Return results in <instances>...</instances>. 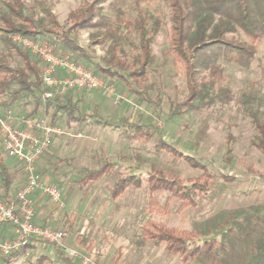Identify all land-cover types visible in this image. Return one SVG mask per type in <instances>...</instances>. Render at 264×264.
Returning <instances> with one entry per match:
<instances>
[{"label": "rangeland", "instance_id": "obj_1", "mask_svg": "<svg viewBox=\"0 0 264 264\" xmlns=\"http://www.w3.org/2000/svg\"><path fill=\"white\" fill-rule=\"evenodd\" d=\"M92 1L50 0L62 28L45 36L62 41L69 13ZM134 3V0H107L103 12L113 18L121 7L135 17ZM141 5L165 21L153 45L155 62L149 70L152 85L149 96L154 102L142 100L123 80L106 76L101 71L96 74L116 84L114 94L102 90L73 92L80 110L87 113L86 117L95 118L68 124L66 117H59L67 134L57 140L51 153L44 155L39 168L49 181L61 186L67 199L66 208H56L48 203L47 198H39L36 222L66 232L68 244L83 251L88 250L77 243V235L93 239L95 246L90 253L99 264H185L164 247L137 244L140 227L148 219L170 228L196 231L201 242L211 238L223 240L227 251L215 264H260L258 260L264 256V155L253 145L257 130L252 115L264 118V38L250 68L223 62L227 76L224 85L238 96H250V103L232 101L227 105L217 104L174 116L176 103L183 101L188 90L184 69L173 65L169 51V6L166 0H142ZM90 33L89 30L79 32L77 41L80 49L90 57L89 60L80 58V63L95 71L105 51L92 44ZM60 50L67 49L61 44ZM33 107L31 98L22 97L12 103L11 97L4 95L0 98V117L18 119ZM42 111L40 108L37 115ZM122 118L128 119L129 123L141 124L152 136L137 140L126 135L132 133L129 127L95 123L96 119L114 123ZM159 138L184 155L205 163L212 173L218 175L208 192L197 198L196 207L179 213L177 202H173L169 215L150 212L148 208L146 210L149 198L145 187L131 188L116 200L110 198V190L118 178L117 171L144 173L155 165L183 179L202 174L184 158L165 149L156 150ZM107 161L116 164L111 174L86 186L75 182L84 168H97ZM7 164L16 173L10 192L14 194L24 184L26 174L15 159L8 157ZM220 174L233 179L226 180ZM0 191L4 194L2 189ZM160 199L164 203L165 194ZM57 249L47 243L36 244L31 250V259L47 254L54 264H65L57 257ZM119 252L120 258L114 262ZM71 260L80 264L78 260ZM188 264L210 263L202 256Z\"/></svg>", "mask_w": 264, "mask_h": 264}, {"label": "trees", "instance_id": "obj_2", "mask_svg": "<svg viewBox=\"0 0 264 264\" xmlns=\"http://www.w3.org/2000/svg\"><path fill=\"white\" fill-rule=\"evenodd\" d=\"M107 0H94L72 10L67 19L62 45L75 53L76 61L80 58L90 59L81 50L77 41L79 32L91 31V42L104 49L95 72H103L106 76L123 80L128 89L148 102H154L149 92L152 88L149 70L155 62L153 45L165 21L162 16L148 11L141 5L142 0H134L136 16L131 17L125 9H117L113 18L104 14L103 7ZM169 6L171 23L170 55L175 67H183L188 95L176 103L173 115H184L201 111L217 104L227 105L232 101L249 102L247 94L238 96L224 85L227 76L223 62L250 68L256 58L258 45L264 38V0H166ZM50 0H0V98L11 97L15 103L22 97L33 100L34 107L24 116L51 114L54 120L66 117V122L82 123L95 117L82 112L73 92L43 100L46 88L42 81L41 59L31 51L13 40V35L20 34L34 39L43 38L46 34L61 30ZM78 52V55L76 54ZM185 108V109H184ZM253 122L257 134L253 145L264 155V118L253 114ZM96 124L106 126L129 127L132 133L126 134L133 139H148L152 135L137 122L129 123L122 118L119 121L104 122L95 120ZM156 150L165 149L176 156L184 158L191 166L202 171L197 177L183 179L155 165H151L144 173H122L117 171L118 178L110 190V198L118 199L129 189L146 188L148 203L146 210L158 215H169L171 204L177 202V212L196 207L198 199L210 189V184L217 178L205 163L192 156L184 155L174 146L159 138ZM229 151L231 148L229 147ZM0 141V189L3 196L8 197L15 181L16 173L7 164ZM116 164L107 161L97 168H84L75 182L86 186L91 182L111 174ZM226 180L232 177L220 174ZM165 194V202L161 195ZM37 221V218H36ZM2 237H4L2 235ZM77 243L89 252H93L95 242L83 234L76 237ZM151 243L156 247H164L166 251L179 256L183 263L188 264L202 256L215 264L227 245L217 238L199 241L196 231L170 228L165 224L148 219L140 227L138 245ZM29 244L14 252L3 260L2 264L18 261ZM57 257L66 264H73L64 256L60 249ZM121 252L114 262L120 258ZM32 264H54L50 256L42 254ZM258 262L264 264L262 255Z\"/></svg>", "mask_w": 264, "mask_h": 264}, {"label": "built area", "instance_id": "obj_3", "mask_svg": "<svg viewBox=\"0 0 264 264\" xmlns=\"http://www.w3.org/2000/svg\"><path fill=\"white\" fill-rule=\"evenodd\" d=\"M12 37L16 43L41 59L42 81L46 88L43 100L54 97L55 93L64 95L70 91L102 90L109 94L115 93L114 82L76 61L73 51H61L60 39L47 36L34 39L20 34ZM66 134L67 128L59 120H54L51 114L11 120L0 117L3 150L22 166L26 174L24 184L14 194L5 197L0 191V261L3 262L29 244L47 243L60 249L64 256L78 260L80 264H99L92 253L70 246L66 232L36 222V194L46 196L56 208H66L61 186L49 181L39 168L44 155ZM7 227L12 231L8 236L4 233ZM29 249L11 264H28L31 255Z\"/></svg>", "mask_w": 264, "mask_h": 264}, {"label": "crops", "instance_id": "obj_4", "mask_svg": "<svg viewBox=\"0 0 264 264\" xmlns=\"http://www.w3.org/2000/svg\"><path fill=\"white\" fill-rule=\"evenodd\" d=\"M57 146V142H56V144L53 146V148L54 147H56ZM52 148V149H53ZM52 151H50L49 153H51ZM21 187V186H20ZM42 197H44V198H47L46 196H44V195H41V194H36L35 196H34V199H35V206H36V211H37V208H38V206H39V198H42ZM48 199V198H47ZM67 200V199H66ZM67 202V201H66ZM48 203L51 205V203L49 202V200H48ZM4 233H5V235L6 236H8V235H11L12 234V231H11V229L10 228H6L5 229V231H4ZM33 249H35V246H33L32 248H30L29 250H30V252H31V250H33ZM87 252H89V251H87ZM47 255V254H46ZM24 256V255H23ZM30 257H31V255H30ZM60 259V258H59ZM61 260V259H60ZM63 261V260H62ZM72 261V260H71ZM73 262H75V261H72V263ZM79 262V261H78ZM3 262L2 261H0V264H2ZM66 264V263H65ZM74 264V263H73Z\"/></svg>", "mask_w": 264, "mask_h": 264}]
</instances>
